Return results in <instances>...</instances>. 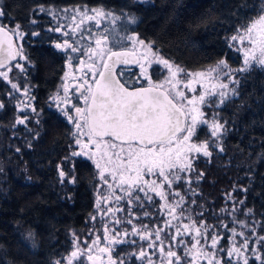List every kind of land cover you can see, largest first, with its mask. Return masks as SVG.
Returning a JSON list of instances; mask_svg holds the SVG:
<instances>
[{"label":"trees","instance_id":"16d2710c","mask_svg":"<svg viewBox=\"0 0 264 264\" xmlns=\"http://www.w3.org/2000/svg\"><path fill=\"white\" fill-rule=\"evenodd\" d=\"M0 6L6 18L21 27L23 49L17 63L24 67L21 72L16 63L8 80L0 76V264H68L74 242L78 239L85 248V241L91 244L97 237L104 241L105 225L110 232L127 230L124 239L136 241L115 245L113 255L119 254L125 264H148L149 259L167 264L159 246L163 241L166 253L172 241L160 235L154 248L159 259L148 254L140 259L131 253L143 247L151 254V241L140 240L131 230L134 225L141 231L143 225L148 231L164 229L168 220L175 227L180 222L194 221L198 227L202 223V233L207 228V235H217L219 243L211 251L222 264L229 260L219 249L241 247L245 240L248 248H241L239 263L247 259L248 264H264V72L257 67L236 72V95L216 109L223 125L219 147L209 150L210 157L193 160L191 185L177 184L185 196L177 208L179 219L172 220L164 201L155 195L150 204L143 199V207H137L138 202L128 205L123 198L118 205L123 211L105 213L95 204L101 190L96 169L85 156L72 155L80 151L79 146L66 118L51 107L57 81V54L49 45L52 34L28 27L36 8L46 9L48 16L56 9H100L127 21L135 36L184 70L204 69L220 60L237 70L242 65L230 47L231 37L264 13V0H0ZM18 119L24 123H17ZM117 219L120 224L114 223ZM175 227H169V232ZM195 239H200V245L211 242L195 237L193 230L183 236L184 249ZM83 258L73 264H88Z\"/></svg>","mask_w":264,"mask_h":264},{"label":"snow or ice","instance_id":"6c2138e0","mask_svg":"<svg viewBox=\"0 0 264 264\" xmlns=\"http://www.w3.org/2000/svg\"><path fill=\"white\" fill-rule=\"evenodd\" d=\"M93 11L95 15H88L86 11L83 14L78 12L79 22H76V18L73 17V25L69 31L63 32V35L68 36L70 33L75 34L79 31V39L88 40V45L82 53L87 59H79V66L76 69L79 75L72 72L71 60L73 58L71 56H69V72L65 75V81L69 77L74 82L79 81V83H74L73 87L79 93L78 98L84 105L83 107L73 105L75 116L69 114L66 108L61 109L75 128L73 135L80 151H73L72 155H83L92 160L98 170L99 179L109 189L108 195L102 197L105 202H109L113 196L116 201L122 200V196L116 195V189H120L129 197L128 205L138 202L136 206L143 207V199L152 201V196L148 195L151 192L164 201L163 208L167 210V215L172 220H177L179 219L177 208L182 207L184 197L179 191H166L165 186L169 190L172 189L173 183L182 178L179 173L194 170L192 167L193 153L202 154L205 157L212 155L208 150L207 141L198 143L193 140V137L197 135L199 125H207L213 137H219L222 134L223 125L214 117L211 122L205 119L202 106L207 103V106L211 107L215 102H210L209 98L217 95L221 98L219 103L224 102L226 92L217 93V89H227L228 84L221 82L220 76L221 74L228 75L232 70L224 60H220L215 67L207 71L185 72L184 69L153 52L150 42L146 44L144 40L135 35L125 38L129 46L114 50L110 46L109 38L103 34L106 29L94 32L89 28L86 30L88 35L85 36V30L81 26L86 20L94 21L96 28H101V21L110 15L100 9ZM4 15L5 13L0 11V17ZM60 30L59 27L56 29V31ZM16 35H19L17 31L12 30L10 34L9 30L0 25V52L4 53L0 57V68L7 67L8 61L21 55V51L16 48L13 41ZM231 40L244 45L241 50L245 67L236 71H247L253 62L264 66V14L253 19L249 25L243 26L242 30L238 29ZM232 46L234 45H230ZM56 47L62 50L70 49L73 53L80 51V48L75 47L74 43L68 40L57 43ZM154 63L163 65L167 69L168 74L163 80H153L150 69ZM129 64H134L139 68L135 81L136 84L141 85L139 87H129V82L122 83L118 78L117 67ZM15 67L24 72V67L19 63ZM10 71L11 68H8L7 71L0 72V76L8 80ZM120 75H123V72ZM133 75L137 74L133 73ZM144 81L147 83L144 84ZM233 83L238 82L233 81ZM11 86L20 91L16 83H12ZM197 87L201 89L200 92H197ZM185 90L193 95L189 97ZM27 91L24 89V95H27ZM63 92V97L58 95L55 99L66 106L71 105L67 83L63 86ZM2 107L3 104H0V108ZM17 123L22 124L24 120L18 119ZM64 175V171L61 170L60 176L63 178ZM199 175L202 177L203 173ZM146 177L155 178L146 179ZM188 183L191 185V180ZM140 192L144 193L143 198L138 194L134 195ZM169 195L180 197V199L170 203ZM99 206L100 201L98 200L97 207ZM123 210L119 207L108 208L107 212L114 214ZM128 215L132 216V213L129 211ZM114 223L120 224L121 221L117 219ZM127 223L131 224L132 220L128 219ZM165 226L172 227L171 220L166 221ZM147 227L143 225L144 231H141L134 225L131 235H138L140 240H150L148 247L155 248L157 247L155 241L161 239L160 232L163 229L148 231ZM201 227H204L202 223L198 227L194 221L183 225L184 233L191 235L194 230L195 237H203L206 242L211 241L208 245L210 250L205 251L204 247L200 246V239H195V243L185 253V256H190L186 264H197L201 256L207 260V264H221L216 253L211 251L217 248L219 237L207 235V228L202 233ZM104 233L105 244L103 246H101L100 237H97L91 244L85 241L84 243L88 245L85 248L79 246L77 239L74 242L75 250L71 252L68 264H73L74 260H79L81 257H85L88 264H125L119 254L113 256L115 245L135 244L136 241L124 239L129 235L127 230L121 232L113 229L110 232L105 225ZM176 235H182L179 228H177ZM233 235H236L234 230ZM153 236L155 240L151 239ZM162 245L163 241H161L159 251L162 257L166 256L167 264H173V261L175 264H181V257L171 248L165 253ZM241 248L247 250L246 240L241 247L234 245L231 250L223 247L219 250L226 252L230 261L233 254L237 257L243 254ZM131 255L143 259L147 253L141 247L139 253L133 252ZM148 264H154V262L149 259ZM244 264H248L247 259L244 260Z\"/></svg>","mask_w":264,"mask_h":264},{"label":"rangeland","instance_id":"374dc122","mask_svg":"<svg viewBox=\"0 0 264 264\" xmlns=\"http://www.w3.org/2000/svg\"><path fill=\"white\" fill-rule=\"evenodd\" d=\"M71 11H72V9H71ZM85 11L87 12L88 15H95V12L94 11H90L89 9H82V10L79 9L78 11H73V12H69V11L63 12V22H65V24H64L65 26H63V28H61L60 31L61 32L69 31L70 27L73 25L72 18L75 17L76 18V22H79L80 15L78 14V12L80 14H83ZM105 13H109V12L105 11ZM109 14L110 15L106 16V18L101 21V28H96L94 21H87L86 20L85 23L81 26V28L85 30V36L88 35L86 30L89 29V28L94 30V32H101L102 29H106V31H104L103 34L106 35L109 38L110 46L113 47V49L117 45L129 46V42L125 38L127 36L134 35L129 30V28H130L129 27V23L127 21H123L122 22V21H120L119 17H117L116 15H113L111 13H109ZM262 14H264V13H262ZM114 17H117V19L114 20L113 19ZM78 34H79V31L77 33H75L74 35H78ZM69 36H71V33L69 34ZM231 44L234 45V46H232V49L239 54V59H240L242 68L245 67L243 51L241 50L244 47V45H240L239 43L233 42L232 40H231ZM152 50H153V52H156L153 48H152ZM216 65H217V63L212 65V66L206 67L204 69H200V70H185V72L207 71V70L211 69L212 67H215ZM228 66H229V69L232 70V71H230L228 75L221 74V76H220L221 82L227 83L228 84V88L227 89H217V93H219L220 91H225L226 92V97L224 98V102L222 104L219 103L221 98L219 97V95H217V96H213V97L209 98L210 102L211 101L215 102V103L212 104L211 107L207 106V103L202 106V110L205 112V119H208L209 122H211L212 118L214 117L215 120L220 123L218 115H217V112H216V109L221 107L227 100H229L230 98H232L233 96L236 95V92H235L236 86H235V83H233V81H236L235 80V75H236L237 71H236V69L231 67L229 64H228ZM250 67H257V68L261 69L264 72V66H260V65L256 64L255 62H253ZM250 67H248V68H250ZM150 72L152 74V78H153L154 81L163 80L164 78H166V76L168 74L167 73V69H165L163 67V65L155 64V63L152 65V67L150 69ZM136 73L137 74L139 73V68L137 66H136ZM56 90H57V92H54L52 94V96H51V101L52 102H54L55 97L58 96L57 94L59 93V89L57 88ZM185 91H186V94L189 97H191L193 95V93L187 92V90H185ZM200 91H201V89L199 87H197V92H200ZM56 107H58V104L56 105ZM220 137H221V135L219 137H213L211 135V129L207 125H199L198 129H197V135L195 137H193V140L195 142H198V143L207 141L208 144H209L208 150H210L212 148H218L219 147V142H220V139H221ZM200 155L202 156V154L193 153L192 154L193 160L195 158H197L198 156H200ZM88 160H90V159H88ZM90 162L93 164L94 168L96 169V167H95L94 163L92 162V160H90ZM96 172H97V175H98V170L97 169H96ZM189 174H190V172L179 173V175L182 178L179 181L174 182L173 186H172V189H170V190L167 189V186H165V190L168 191V192H171V191H179L180 192V189L177 188V184L178 183H182V184L186 183V185H188L189 184L188 183ZM98 177H99V175H98ZM148 179H154V178L153 177H150V178L148 177ZM187 188H188V186H187ZM100 189L101 190L96 194V197H95L96 208H97L98 211L104 208L103 212L108 213L107 209L108 208H114L116 203H117V201L115 200V197L113 196V197L110 198V201H112V206L111 207L110 206L104 207L105 201L102 199V197L108 195L109 189H108L107 185L103 184V182L101 180H100ZM123 193L124 192H121L120 189H116V195L123 196L124 195ZM135 194L141 195V197L144 196V193H142V192L135 193ZM180 194H181V192H180ZM148 195L149 196H154L155 194L149 192ZM181 196L184 197V202H185V196L182 195V194H181ZM176 198L177 197L172 196V195H169V197H168L169 201L172 200L173 203H174V199H176ZM179 199H180V197L177 198V200H179ZM98 200L100 201V206L99 207H97V201ZM144 200L146 201V203L148 202L147 204H150V202L147 199H144ZM184 224H191V223L189 221L188 222H180L178 227H175V225H172L173 227H175L172 233L169 232L170 231L169 227H165L163 229V231L160 232V235H164L163 239L167 238L168 240L172 241L170 244L167 243V245L171 248V250L173 248V251H175L176 253H179L178 249L181 251V253L179 255L181 257V264H186L187 260L190 259V256H185V253L187 252L188 248H190V246L187 245V247L185 249L183 247V243H184L183 236H188L189 235V234L183 232V225ZM177 228L180 229L182 235H179V236L176 235ZM176 239H180V241L176 242L175 241ZM210 243L211 242L204 243L203 245H200V246H203L205 251H209L208 245H210ZM104 244H105V242L101 238V246H103ZM232 247H231V249H232ZM154 253H156L155 249L152 248L151 254L147 253L148 254L147 256L156 257V259H159V257H157ZM83 259L86 260V258H83ZM240 259L241 260L243 259V255L237 257L235 254H233V257L229 261L228 264H244V262L239 263ZM163 261H165V260H163ZM86 263H87V260H86ZM164 264H166V263L164 262ZM173 264H175V261H173ZM197 264H207V260L203 256H201L198 259ZM221 264H222V262H221Z\"/></svg>","mask_w":264,"mask_h":264},{"label":"flooded vegetation","instance_id":"af4514ba","mask_svg":"<svg viewBox=\"0 0 264 264\" xmlns=\"http://www.w3.org/2000/svg\"><path fill=\"white\" fill-rule=\"evenodd\" d=\"M0 11H3L1 6H0ZM49 14H50V16H48L46 14V9L36 8L35 10H33V14H32V17L30 19V22L28 24V27L31 29V31L34 30L36 33H37L38 29H41L44 35H46L47 33L52 34V38L50 39L49 45L54 48V50L56 51V54H57L56 55V57H57V61H56L57 62V69H56V75H55L57 81H56V88L54 89L53 93L57 92L56 89L58 88L59 93L57 95H59L60 97H63V94H64L63 86L65 85V83H67L69 85V96L71 98L72 103H71V105L66 106L63 103H60L58 100L55 99L54 102L51 103V107L54 109L55 112H57L58 114H60L61 116L66 118L68 128L73 135V133L75 132L74 125H73V123H70L68 121L67 117L61 111V109L66 108L67 111L69 112V114L75 116V111H74L73 105L79 106V107H83L84 105L82 103V100H80L78 98L79 93H77L75 87H73V84L79 83V81L74 82V81H72L71 77H69L68 80L65 81V75L69 72V56H71L73 58L71 60L73 74L79 75V73L76 71V69L79 66V59H81V58L87 59L85 56L82 55V53L84 51V48L88 45V40L87 39L80 40L79 34L74 35L71 33V36H69V35L65 36V35H63V32L56 31V29L58 27L61 29V28H63V26H65L64 25L65 22H63V11H62V9L50 10ZM9 19H12V18L8 17V19H7L5 15L0 17V25H3L7 30L10 31V33L12 30H15L19 33V35H16L13 38L15 40V43H16L18 49L21 51V55H22L23 46H22V42H21V37L23 36V34L21 32V27L15 21L11 22L12 20H9ZM8 20L10 22H7ZM17 25L19 26L18 28H17ZM36 33L32 32V36L33 37L36 36ZM65 40H68L70 43H74V46L80 48V51L73 53V52H71L70 49H67V50L58 49L56 47V44L57 43H63ZM21 55H20V57H21ZM16 63L11 64L7 68L2 69L0 71H2V72L7 71L8 68H10L12 65H15ZM121 72H123V75H120ZM133 73H136V67L132 68V69L119 68L117 70L118 78L121 80L122 83H124L126 81L129 82V84H128L129 87L141 86L140 84L135 83V81L138 77V74L136 73L137 75L134 76ZM88 75L90 77L91 74L89 73ZM143 83L146 84L147 82L144 81ZM56 103L58 104V107H56V105H57ZM73 137L75 138L74 135H73ZM146 178L148 179V177H146ZM153 178H155V177H153ZM123 194L124 195L122 197L127 202L128 197L125 195V193H123ZM134 195H135V193H134ZM119 204H120V202L117 201L114 208H117ZM108 206H110V207L112 206V201L104 203V207H108Z\"/></svg>","mask_w":264,"mask_h":264},{"label":"water","instance_id":"95a60500","mask_svg":"<svg viewBox=\"0 0 264 264\" xmlns=\"http://www.w3.org/2000/svg\"><path fill=\"white\" fill-rule=\"evenodd\" d=\"M10 34H11V33H10ZM13 41H14V44H15L16 48L18 49V47H17V45H16V43H15L14 38H13ZM3 55H4V53H3V52H0V57H2ZM19 58H20V56H17L15 59H13V60H11V61H8V62H7V67H8L9 65H11V64L16 63V62L19 60ZM7 67H5V68H7ZM135 67H136V65H134V64L120 65V66L117 67L116 71H117L119 68L132 69V68H135ZM5 68H0V70L5 69Z\"/></svg>","mask_w":264,"mask_h":264}]
</instances>
